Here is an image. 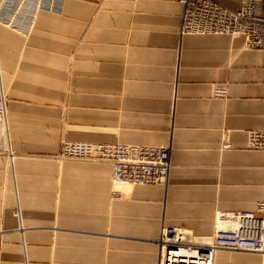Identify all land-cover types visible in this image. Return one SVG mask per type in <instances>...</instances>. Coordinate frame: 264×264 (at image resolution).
<instances>
[{
    "label": "crops",
    "instance_id": "1",
    "mask_svg": "<svg viewBox=\"0 0 264 264\" xmlns=\"http://www.w3.org/2000/svg\"><path fill=\"white\" fill-rule=\"evenodd\" d=\"M38 1L0 0L15 156L0 154V264H159L161 228L209 238L219 213L264 202V150L247 147L264 130V50L181 34L175 0ZM64 140L167 148V182L114 200L108 162L53 159Z\"/></svg>",
    "mask_w": 264,
    "mask_h": 264
},
{
    "label": "built area",
    "instance_id": "2",
    "mask_svg": "<svg viewBox=\"0 0 264 264\" xmlns=\"http://www.w3.org/2000/svg\"><path fill=\"white\" fill-rule=\"evenodd\" d=\"M48 1L47 6L53 9L62 3ZM175 1L183 7L181 34L242 36L248 50H264V0H242L235 12L214 0ZM6 116L7 97L0 93V154L12 160L15 156L9 148ZM247 138L248 149L264 150V130H250ZM54 159L108 162L114 200L121 197L120 188L165 184L171 166L164 147L98 142L63 141ZM217 222L212 236L202 239L176 227L161 228L159 264H214L221 250L264 256V202L257 203L252 211L219 213Z\"/></svg>",
    "mask_w": 264,
    "mask_h": 264
},
{
    "label": "rangeland",
    "instance_id": "3",
    "mask_svg": "<svg viewBox=\"0 0 264 264\" xmlns=\"http://www.w3.org/2000/svg\"><path fill=\"white\" fill-rule=\"evenodd\" d=\"M64 141H66V140H64ZM55 157V156H54ZM54 157H53V159H54ZM55 160V159H54ZM203 241V240H202Z\"/></svg>",
    "mask_w": 264,
    "mask_h": 264
},
{
    "label": "bare ground",
    "instance_id": "4",
    "mask_svg": "<svg viewBox=\"0 0 264 264\" xmlns=\"http://www.w3.org/2000/svg\"><path fill=\"white\" fill-rule=\"evenodd\" d=\"M183 251H181V253H182ZM215 259V258H214Z\"/></svg>",
    "mask_w": 264,
    "mask_h": 264
}]
</instances>
